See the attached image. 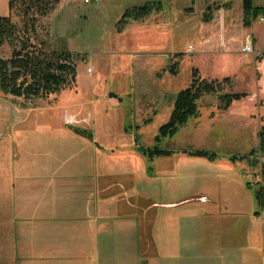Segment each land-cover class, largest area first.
Returning a JSON list of instances; mask_svg holds the SVG:
<instances>
[{
	"label": "rangeland",
	"instance_id": "rangeland-1",
	"mask_svg": "<svg viewBox=\"0 0 264 264\" xmlns=\"http://www.w3.org/2000/svg\"><path fill=\"white\" fill-rule=\"evenodd\" d=\"M150 1L161 2L162 10L117 31L126 8ZM235 12L222 29L216 7L209 16L186 14L172 0L62 3L41 21L40 32L52 49L78 55L76 86L44 99L0 94V168L8 165L6 154H51L33 160L34 166L50 167L61 154H85L86 162L94 154L98 166L105 165L97 169L107 168L110 181L123 185L111 196L122 203L138 200L146 235L155 219L160 252L181 249L192 254L189 264H264V153L258 150L264 21L257 18L248 29ZM12 18L20 24L19 17ZM245 33L253 35L257 58L242 52ZM0 52L8 56L9 46ZM193 70L205 79L230 77L225 91L249 95L221 109L218 96L207 94L198 102L197 117L157 141ZM72 129L91 133L92 140ZM140 145L173 153L151 159L138 151ZM183 150H205L215 158ZM243 155L247 158L240 159ZM113 243L106 257L117 264L123 245L120 237ZM220 248L228 250L218 255L214 250Z\"/></svg>",
	"mask_w": 264,
	"mask_h": 264
},
{
	"label": "crops",
	"instance_id": "crops-1",
	"mask_svg": "<svg viewBox=\"0 0 264 264\" xmlns=\"http://www.w3.org/2000/svg\"><path fill=\"white\" fill-rule=\"evenodd\" d=\"M68 1L61 0L56 8ZM172 1L186 14L211 16L216 7L222 29L225 19L233 21V10L242 22L245 15L242 0ZM252 4L264 8V0H252ZM8 15V0H0V16ZM257 18L264 21L263 16ZM248 37L254 48L251 33H245L243 42ZM254 52L259 51L254 48ZM44 155L51 154H10L11 158L6 154L8 165L0 168V264H110L106 256L119 237L123 253L117 264H189L192 254L181 249L160 252L153 231L155 219L146 235L145 212L139 213L137 199L122 203L111 196L114 187L122 190L123 185L110 181L112 172L107 168L97 169L105 165L98 166L96 155L88 154L86 162L85 154H61L53 167L34 166L33 160ZM13 158L15 165H11ZM227 250L214 251L221 255Z\"/></svg>",
	"mask_w": 264,
	"mask_h": 264
},
{
	"label": "trees",
	"instance_id": "trees-1",
	"mask_svg": "<svg viewBox=\"0 0 264 264\" xmlns=\"http://www.w3.org/2000/svg\"><path fill=\"white\" fill-rule=\"evenodd\" d=\"M61 0H8V16H0V48L7 44L8 56L0 52V94L24 100L44 99L66 88L76 86L78 55L68 49L55 50L49 46V40L41 35V21L56 8ZM244 9L243 25L249 26L257 17H264L263 7H254L252 0H242ZM162 10L161 2L150 1L142 6L126 8L119 20L117 31L129 20L143 21L152 12ZM20 18V24L13 20ZM175 71V68H173ZM230 77L220 80L201 78L193 70L189 86L180 90L173 102L168 120L159 127L156 140L173 137L189 119L199 115V100L207 94H215L219 99V108H228L233 101L249 95L245 91H225L224 83ZM78 136L92 140L91 133L72 129ZM258 150L264 153V126L258 134ZM139 152L153 159L171 156L169 149L139 146ZM189 156L213 160L215 154L205 150H183ZM247 156L240 157L245 159ZM264 172V169H263Z\"/></svg>",
	"mask_w": 264,
	"mask_h": 264
},
{
	"label": "built area",
	"instance_id": "built-area-1",
	"mask_svg": "<svg viewBox=\"0 0 264 264\" xmlns=\"http://www.w3.org/2000/svg\"><path fill=\"white\" fill-rule=\"evenodd\" d=\"M84 1L88 4H94V3H99L100 0H84ZM261 20H263V18ZM241 49H242V52L252 53L253 56L256 58L259 56L257 52H254V48L252 45V39L250 37L245 39Z\"/></svg>",
	"mask_w": 264,
	"mask_h": 264
},
{
	"label": "flooded vegetation",
	"instance_id": "flooded-vegetation-1",
	"mask_svg": "<svg viewBox=\"0 0 264 264\" xmlns=\"http://www.w3.org/2000/svg\"><path fill=\"white\" fill-rule=\"evenodd\" d=\"M154 147V145H151ZM151 148V147H150ZM206 198L205 197H200L199 200L202 201V200H205Z\"/></svg>",
	"mask_w": 264,
	"mask_h": 264
}]
</instances>
